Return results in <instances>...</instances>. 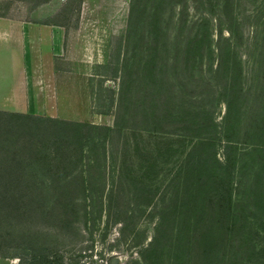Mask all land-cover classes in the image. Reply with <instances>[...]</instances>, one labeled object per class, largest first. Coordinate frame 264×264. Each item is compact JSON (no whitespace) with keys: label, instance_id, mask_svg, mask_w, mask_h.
Instances as JSON below:
<instances>
[{"label":"rangeland","instance_id":"1","mask_svg":"<svg viewBox=\"0 0 264 264\" xmlns=\"http://www.w3.org/2000/svg\"><path fill=\"white\" fill-rule=\"evenodd\" d=\"M129 3L0 0L60 26L15 55L50 108L59 84L84 104L0 112V194L25 195L0 198V264H264V0Z\"/></svg>","mask_w":264,"mask_h":264},{"label":"crops","instance_id":"2","mask_svg":"<svg viewBox=\"0 0 264 264\" xmlns=\"http://www.w3.org/2000/svg\"><path fill=\"white\" fill-rule=\"evenodd\" d=\"M24 26L27 28L26 31L36 28V38L28 36L27 33L24 34L22 32ZM57 28L60 26L48 24H35V27H29V25L19 24L17 20L0 15V112L41 115V111H45L44 114L47 115L46 110L52 109L58 116H61V113L67 114L70 115V119L76 120L77 115L73 113L84 110V104L81 103L83 93L78 83L74 84L68 92L60 90V85H64L59 84L58 102L54 108H50L48 106L50 95L42 91V88L40 89L41 85L35 81L31 68L26 66V61L19 62L15 55L18 43H27L33 38L41 42L45 41L48 45L51 41L57 42L60 39ZM68 32L70 40L73 36L71 37ZM61 36L64 37V31ZM95 115L93 114V117Z\"/></svg>","mask_w":264,"mask_h":264},{"label":"trees","instance_id":"3","mask_svg":"<svg viewBox=\"0 0 264 264\" xmlns=\"http://www.w3.org/2000/svg\"><path fill=\"white\" fill-rule=\"evenodd\" d=\"M136 8H138V0H130V3H129V22H130V19L132 20V18H134V15L133 12L136 11ZM130 24V23H129ZM131 24H132V21H131ZM196 137H199L200 138V143L204 142L205 145H211V139L209 136H204V135H195ZM226 145L225 147H229L231 144H233L234 142H231V141H227L225 142ZM246 150V149H244ZM228 158L225 157V159H223V164L224 165H227L228 164ZM227 174L229 175V171H227ZM233 183H235V181H233ZM224 187L226 189V197L224 198V201L225 203L227 204V206L229 205V202H230V195H229V178H226V181L224 182ZM22 192H15L13 193V195H6L5 192L1 193L0 195V198H5V199H10L12 197V199H17L18 202H21V200L23 201L25 195L21 194ZM64 193L62 192H55L53 195H50L49 193H44L43 195H32L30 197L27 198L28 202L29 203H32V204H36L38 203L39 201H44V202H60L62 200V196H63ZM205 243L206 242H202L201 244H203L205 246Z\"/></svg>","mask_w":264,"mask_h":264}]
</instances>
